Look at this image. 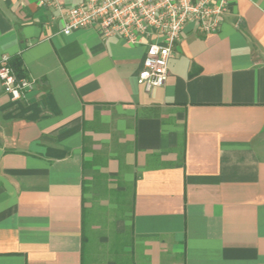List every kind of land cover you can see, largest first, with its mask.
Instances as JSON below:
<instances>
[{
	"label": "crops",
	"instance_id": "obj_1",
	"mask_svg": "<svg viewBox=\"0 0 264 264\" xmlns=\"http://www.w3.org/2000/svg\"><path fill=\"white\" fill-rule=\"evenodd\" d=\"M42 1L0 0V64L33 82L17 101L0 84V264H264V0L188 24L151 92L145 46L64 36L82 0ZM90 188L131 201L129 262L85 260Z\"/></svg>",
	"mask_w": 264,
	"mask_h": 264
},
{
	"label": "built area",
	"instance_id": "obj_2",
	"mask_svg": "<svg viewBox=\"0 0 264 264\" xmlns=\"http://www.w3.org/2000/svg\"><path fill=\"white\" fill-rule=\"evenodd\" d=\"M54 2L43 0L42 5ZM228 8L229 0H82L62 13L61 33L95 29L104 39L119 37L129 46H145L137 83L151 92L166 83L172 51L185 27L192 23L198 33H216ZM0 84L14 101L33 89L30 79L16 78L5 65H0Z\"/></svg>",
	"mask_w": 264,
	"mask_h": 264
},
{
	"label": "rangeland",
	"instance_id": "obj_3",
	"mask_svg": "<svg viewBox=\"0 0 264 264\" xmlns=\"http://www.w3.org/2000/svg\"><path fill=\"white\" fill-rule=\"evenodd\" d=\"M93 189V188H92ZM88 189L86 206L88 208L85 214V237L88 239L84 246V257L87 261L115 259L118 261L123 258L130 261L134 259V250L127 248L126 255L117 252L119 242L115 239V234L118 233L116 225L122 221L123 211L127 209V204L119 205V199L113 194L108 193L105 196L100 193L98 196L93 195V190ZM128 202V200H127ZM126 235L125 239L130 238V230L127 227L122 232ZM134 249V247H133Z\"/></svg>",
	"mask_w": 264,
	"mask_h": 264
},
{
	"label": "trees",
	"instance_id": "obj_4",
	"mask_svg": "<svg viewBox=\"0 0 264 264\" xmlns=\"http://www.w3.org/2000/svg\"><path fill=\"white\" fill-rule=\"evenodd\" d=\"M5 65L6 67L10 68L11 71L14 73V75L16 76V78L21 79V78H25V73H24V69H23V64L22 61L20 59V57H13L10 59H7L4 63L0 64ZM119 205L122 206L123 204H127V209L123 211V213L125 214L127 211L129 212L131 210V201L130 203L127 202V200L125 199V197H121L119 198ZM126 236H117L115 235V239H117L118 241L124 240L125 242H119L118 243V247H117V252H120L124 246L127 243V239H125Z\"/></svg>",
	"mask_w": 264,
	"mask_h": 264
}]
</instances>
